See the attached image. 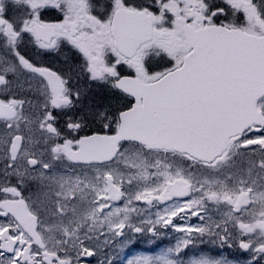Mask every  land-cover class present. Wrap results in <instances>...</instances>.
Returning <instances> with one entry per match:
<instances>
[{
    "label": "snow or ice",
    "instance_id": "snow-or-ice-1",
    "mask_svg": "<svg viewBox=\"0 0 264 264\" xmlns=\"http://www.w3.org/2000/svg\"><path fill=\"white\" fill-rule=\"evenodd\" d=\"M118 262L264 264V0H0V264Z\"/></svg>",
    "mask_w": 264,
    "mask_h": 264
},
{
    "label": "rangeland",
    "instance_id": "rangeland-1",
    "mask_svg": "<svg viewBox=\"0 0 264 264\" xmlns=\"http://www.w3.org/2000/svg\"><path fill=\"white\" fill-rule=\"evenodd\" d=\"M193 223H195V218H193V220L191 221ZM170 235L172 237H175L177 234L176 233H170ZM161 240H164L165 242L159 244V247H157L156 245L153 244H148L147 243V237H141L140 240L134 245L135 248H130L128 250L125 251V253L122 254V259H126V258H130L131 256L134 255H138V254H153L154 252H158L161 248L168 246L172 241H170L167 238H162ZM144 247H149L152 252L144 249ZM218 250V248H213L211 251V254H213L214 252H216ZM205 252L208 251L207 248L204 249ZM222 254L227 256L229 259H240L241 261L245 260L248 258V256L243 257L241 255L238 254V251L233 250V249H223L222 250ZM214 255V254H213ZM118 264H120V262H118Z\"/></svg>",
    "mask_w": 264,
    "mask_h": 264
},
{
    "label": "flooded vegetation",
    "instance_id": "flooded-vegetation-1",
    "mask_svg": "<svg viewBox=\"0 0 264 264\" xmlns=\"http://www.w3.org/2000/svg\"><path fill=\"white\" fill-rule=\"evenodd\" d=\"M221 252H222V250H220V249H218V250L216 251V253H219V254H221ZM238 254L241 255V256H243V257H245V258H246V256H247L246 253H240V252H238Z\"/></svg>",
    "mask_w": 264,
    "mask_h": 264
}]
</instances>
